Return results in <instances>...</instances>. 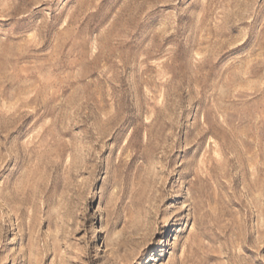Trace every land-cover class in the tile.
<instances>
[{
  "label": "rangeland",
  "instance_id": "1",
  "mask_svg": "<svg viewBox=\"0 0 264 264\" xmlns=\"http://www.w3.org/2000/svg\"><path fill=\"white\" fill-rule=\"evenodd\" d=\"M0 264H264V0H0Z\"/></svg>",
  "mask_w": 264,
  "mask_h": 264
}]
</instances>
